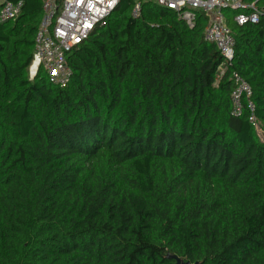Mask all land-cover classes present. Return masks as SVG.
Wrapping results in <instances>:
<instances>
[{
    "label": "trees",
    "instance_id": "trees-1",
    "mask_svg": "<svg viewBox=\"0 0 264 264\" xmlns=\"http://www.w3.org/2000/svg\"><path fill=\"white\" fill-rule=\"evenodd\" d=\"M20 1L0 22V264H264V0L256 23L225 11L230 59L200 10L119 0L64 87L29 79L41 1Z\"/></svg>",
    "mask_w": 264,
    "mask_h": 264
},
{
    "label": "built area",
    "instance_id": "built-area-1",
    "mask_svg": "<svg viewBox=\"0 0 264 264\" xmlns=\"http://www.w3.org/2000/svg\"><path fill=\"white\" fill-rule=\"evenodd\" d=\"M41 19L35 34L32 59L28 70L32 79L39 70L45 73L48 81L58 87L66 86L72 76L68 64L69 55L88 39L93 30L101 26L114 11L119 0H40ZM174 11L190 26L195 11L207 16L203 31L204 40L215 44L218 52L227 59L232 56L234 36L226 23L225 11H235L233 21L242 25L256 23L261 10L256 0H152ZM20 0H0V22L14 20L20 13ZM140 14L139 0H134L131 15ZM233 87L230 92L232 113L242 114L244 103L248 109V120L255 126L254 105L250 99L251 88L236 71L229 75Z\"/></svg>",
    "mask_w": 264,
    "mask_h": 264
},
{
    "label": "water",
    "instance_id": "water-1",
    "mask_svg": "<svg viewBox=\"0 0 264 264\" xmlns=\"http://www.w3.org/2000/svg\"><path fill=\"white\" fill-rule=\"evenodd\" d=\"M168 257L174 259L175 260V264H200L198 261L194 262V263H191L189 261H182L176 255H168Z\"/></svg>",
    "mask_w": 264,
    "mask_h": 264
},
{
    "label": "rangeland",
    "instance_id": "rangeland-1",
    "mask_svg": "<svg viewBox=\"0 0 264 264\" xmlns=\"http://www.w3.org/2000/svg\"><path fill=\"white\" fill-rule=\"evenodd\" d=\"M220 71H221V70H220ZM27 72H28V77H29V79H31V78H30V77H31V76H30L31 74H30L29 70H28ZM256 128H257V127H256Z\"/></svg>",
    "mask_w": 264,
    "mask_h": 264
}]
</instances>
